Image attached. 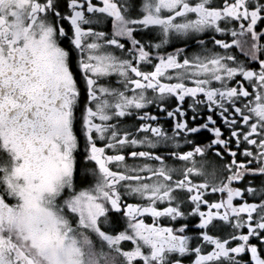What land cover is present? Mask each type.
I'll return each instance as SVG.
<instances>
[{"label":"snow or ice","instance_id":"snow-or-ice-1","mask_svg":"<svg viewBox=\"0 0 264 264\" xmlns=\"http://www.w3.org/2000/svg\"><path fill=\"white\" fill-rule=\"evenodd\" d=\"M0 264H264V0H0Z\"/></svg>","mask_w":264,"mask_h":264}]
</instances>
